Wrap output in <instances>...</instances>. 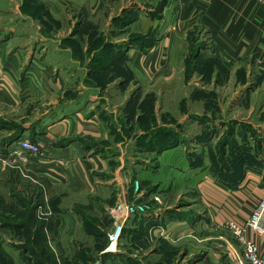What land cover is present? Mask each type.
Wrapping results in <instances>:
<instances>
[{"label": "crops", "instance_id": "crops-1", "mask_svg": "<svg viewBox=\"0 0 264 264\" xmlns=\"http://www.w3.org/2000/svg\"><path fill=\"white\" fill-rule=\"evenodd\" d=\"M154 1L138 0L134 9L125 7V21L130 16L134 21L130 26H138L141 32L154 27L157 30L152 44L128 46L126 58L133 52L156 55L166 50L167 57L173 61L167 73L176 74V82L163 77L152 82V87H163L164 91L189 85L195 92L187 99L170 100L182 109L173 114L176 120L173 126L161 122L165 116L159 115L156 109L169 99L166 103L158 97L146 99L145 95L155 89L147 90L142 97L146 81L145 85L140 81L123 101L113 98L114 91L126 84L115 80L103 88L77 85V90L85 91L76 100H69L65 94L58 93L67 89L62 75L54 83L32 80V73L36 74L34 56L29 59L26 78L22 80L18 73L20 53L9 57L4 67L0 66V264H116L115 254L105 253V243H95L97 239L93 237L103 235L101 231L98 234L103 214L109 216V209L118 201L132 200L129 183L136 178L153 186L168 187L174 184L171 182L175 178L180 185L187 177L188 185L196 188L211 225L229 220L244 223L264 200V172L260 169L236 184V188H228L212 177L209 166L200 169L196 163L181 161L184 153L196 154L200 149L209 153L223 138L228 145L230 130L233 137H239L246 129L244 124L260 119L264 108L260 112L256 106L260 103L264 106V6L257 0ZM110 3L117 7L115 2ZM93 6L100 9V0ZM123 8L120 5V10ZM176 26L198 31L193 41L197 51V64L193 67L184 65L188 52L181 56L176 53L177 35L173 36ZM0 46L1 55L7 43ZM212 56H219V67L211 66L208 59ZM115 66L93 74H110ZM186 70L191 73L189 77ZM183 74L188 81L180 84ZM197 74L210 88L191 84ZM203 74L212 81L206 82ZM42 87L52 92L50 99L41 104L46 108L39 112L33 97ZM90 90L95 95L87 97L85 92ZM197 91L208 95L211 92L214 105L210 98H204ZM144 105L154 106L156 114H146ZM256 113H260L257 118ZM154 116L158 124L150 130L146 126L149 117ZM254 127L258 135L264 136V123ZM26 139L40 144L44 155L32 157L23 150L20 142ZM187 144L191 146L188 150ZM262 151L263 148H258L259 154ZM257 158L264 164V157ZM151 159L158 164L154 170L149 165ZM12 160L21 161L15 165ZM260 162H257L259 166ZM181 170L187 175L179 173ZM162 215L163 211L149 213L142 220L148 222L149 217L162 218ZM197 218L204 221V217ZM171 223V228H186L184 221ZM132 226L133 222L128 221L125 232ZM249 236L264 247V237L251 232ZM130 239L126 238L125 249H132L130 253H134L137 245L129 242ZM144 247L143 242L141 254L145 252ZM10 250L19 253L11 255ZM87 250L97 254L95 260L94 254L86 257ZM130 258H126L130 264H147L144 257L139 260L130 255Z\"/></svg>", "mask_w": 264, "mask_h": 264}, {"label": "rangeland", "instance_id": "rangeland-1", "mask_svg": "<svg viewBox=\"0 0 264 264\" xmlns=\"http://www.w3.org/2000/svg\"><path fill=\"white\" fill-rule=\"evenodd\" d=\"M97 1L0 0V44L7 43L6 48L1 51L0 66L4 67L5 61L9 57L20 53V57L17 56L18 67H20L18 73L22 80L26 78L25 72L28 70L29 59L34 56L36 65L33 71H36V74L32 73V80L39 83H54L58 80L56 78L62 75V82L64 81L67 89H64L65 91L58 90V93L65 94L64 97L66 96L69 100H76L80 93L85 91L83 89L77 90V85H84L86 88H103L108 82L114 80L117 83H125L126 85L122 89L114 91L115 95L113 97L116 100L123 101L128 98L130 90L134 89L133 91H135V86L140 81H143V85H145V81L148 82L147 86L145 85L144 87V91H142V97L144 93H147V90L155 89L152 87V82L157 81V79L169 77L171 81L176 82V74L167 73L168 66L173 61L170 56L167 57L168 53L166 50L162 51V53L157 52L156 55L150 54V52H144L141 55L140 52L139 55H135L134 52H130L132 53L131 56L126 58V48L128 46L140 47L142 44H152L155 36H157L156 27L154 29L148 28L147 31L141 32L138 26H130L134 23L131 16L129 20L126 19L125 21L124 17L127 13L125 7L128 8L130 6V8L134 9L135 2L138 0H125V2L124 0H100V9H94L93 4ZM110 1L112 3L115 2L117 7L111 4ZM155 2L153 0V3ZM122 4L124 8L120 10V5ZM157 10L158 8L153 15L154 18L157 17ZM175 28L173 36L177 35V38L175 37L177 39L175 42L176 53L181 56L182 53L188 52L184 65L186 68L193 67L197 64V51L196 47L193 48V41L198 37V31L187 29L188 27L186 26H176ZM149 38H153L152 41ZM206 38L209 40L208 37ZM208 40H206V43L209 42ZM208 60H210L211 66L219 67L221 64L219 56H212ZM181 61L183 64V59ZM114 63L116 66L113 65ZM111 66H115V71L110 74L107 72L93 74L96 71L108 70ZM51 71H53L52 74H46ZM190 74L186 70L187 77ZM199 75H196L191 84L200 88H210L209 84L206 85V83L199 80L201 79ZM183 76L184 74L180 79V84L188 81V78L184 80ZM202 76L206 79V82L212 81L211 79L209 81L205 74ZM185 87L180 90L165 88V92L162 91L163 87H156L157 89L145 95L146 99L158 97L164 100L165 103L169 99V102L156 108L159 115L165 116L164 119L160 120L167 126H173V122H176L173 114H178L180 109V106L172 105L170 100L187 99L195 93L194 91L192 92L189 85ZM168 89H170V92H168ZM51 92V90H45L43 87L37 90L33 97L36 100L33 103L36 104L35 106L39 112H41V109L46 108V106L42 107L41 104L46 102V98L50 99ZM197 93L202 94L204 98H210L209 101L214 105L212 101L214 96L211 92H209L210 95L204 91L202 93L197 91ZM85 95L90 97L95 94L90 90L86 91ZM217 98L218 96H215L216 100ZM7 108L11 109L9 106ZM142 108L148 115L156 114L154 106L144 105ZM263 108L264 106H261V103L256 106V109L260 112H262ZM187 109L188 106L186 107ZM198 109L201 110V107H198ZM186 112L187 114L189 113L188 111ZM257 115H260V113H256V118ZM149 121L146 127L150 130L158 124L155 116L154 118L149 117ZM261 123H264V110L256 123L250 121V124H244L246 129L244 134L239 137H233V131L230 130L228 145H225L227 139L223 138L216 143L209 153H203L202 149L196 154L184 153L181 156V161H188V163L194 165L196 163L200 169L209 166V172L212 177L223 186L232 185L233 187L237 183H242L250 174L256 173V169L264 172V164L257 158L263 159L264 157V136L258 135L259 132L254 127L256 124ZM167 126L166 128H169ZM247 126H250L251 129H247ZM21 143L22 141L20 146ZM186 146L188 147L187 150L191 147L189 144ZM258 148H263L262 154H259ZM30 155L32 157H42L44 151L37 156L32 153ZM23 159L28 161L27 157H23ZM23 159L22 161H24ZM20 161L12 160L15 165L19 164ZM256 161L260 162L261 165L259 166ZM149 165L154 170L156 169L154 165L157 166L158 164L151 159ZM258 166L260 168H257ZM179 173L187 175L185 170H181ZM174 174L176 175L177 172ZM175 179V181L172 180L171 182L174 184L168 185V187L153 186L151 183L146 181L144 183V180L138 178L133 179L132 183H129L130 185L128 184L131 187L132 200H121L116 202V204L119 202L131 203L136 200L149 202L152 195H158L162 204L154 209L157 212L163 211L164 215H162V218L151 216L148 218V222L142 220L145 216H141V218L139 216L132 217L130 219L133 222V228H130L132 230L128 229V231L124 232L117 252L108 254H115L113 259L116 264H130L126 260V258H130V255L134 259L139 260L141 259L140 257H144L143 261L147 262V264H191L194 262H198L196 264H214L213 262L235 264L241 253L239 245L230 230L223 227L224 224L211 225L206 208L202 204L200 197H198L196 188L191 186L192 184L188 185L189 179L187 177L186 180L181 181L182 183L179 181L181 188L179 184H176V182L178 183V178ZM136 181L140 183L142 193H146L144 198L133 194L132 187ZM182 184L184 185L182 186ZM165 187L167 188L165 189ZM197 217H204V221H200ZM191 220L195 221L191 223ZM177 221L186 222L184 226L186 228H183L184 230L176 227L171 228V222ZM98 224L100 225L98 234L101 231L103 235H93V238L94 240L97 239L95 243L103 241L105 243L104 246H106L108 233L113 227L112 219L107 214H103ZM196 224L200 226H196ZM88 229H93V227ZM93 230L90 232H93ZM93 238L92 241H94ZM126 238H131L129 242L136 243L137 251L130 253L132 249H125ZM143 242L145 244L143 248L145 251L143 253L145 254L144 256L139 252L140 245ZM10 251L11 255L14 253L15 256L19 253V251ZM154 253L155 256H153ZM0 254L2 255L1 250ZM92 254H94L93 251H85L86 257H91ZM96 256L97 254L95 253L93 255L94 260ZM146 257L149 258L146 259ZM203 260H205V263Z\"/></svg>", "mask_w": 264, "mask_h": 264}, {"label": "built area", "instance_id": "built-area-1", "mask_svg": "<svg viewBox=\"0 0 264 264\" xmlns=\"http://www.w3.org/2000/svg\"><path fill=\"white\" fill-rule=\"evenodd\" d=\"M264 6V0H257ZM22 149L29 151L33 155H40L42 147L38 143H34L28 139L21 143ZM135 196L144 198L146 193L140 190V183L135 182L132 187ZM162 204L158 195H152L149 202H119L109 209V216L112 219V230L108 233V245L104 250L105 253H115L120 246L121 239L124 235L126 224L132 217H143L150 212H157L154 208ZM230 230L232 236L236 239L241 255L235 264H264V247H260L258 243L251 239L249 233L264 237V200L261 201L251 215L244 223H238L233 220L226 221L223 225Z\"/></svg>", "mask_w": 264, "mask_h": 264}, {"label": "trees", "instance_id": "trees-1", "mask_svg": "<svg viewBox=\"0 0 264 264\" xmlns=\"http://www.w3.org/2000/svg\"><path fill=\"white\" fill-rule=\"evenodd\" d=\"M14 139V138H13ZM13 139H11V140H13ZM238 184V183H237ZM228 188H236L237 186H236V184L232 187V185H230V186H227ZM107 245H108V239H107ZM107 245L105 246V248H104V250L106 249V247H107ZM108 254V253H107Z\"/></svg>", "mask_w": 264, "mask_h": 264}]
</instances>
